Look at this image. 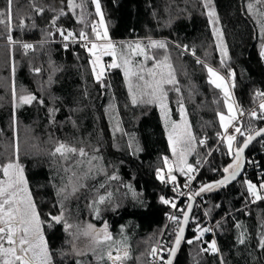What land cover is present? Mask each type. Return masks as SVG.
<instances>
[{
  "label": "trees",
  "instance_id": "16d2710c",
  "mask_svg": "<svg viewBox=\"0 0 264 264\" xmlns=\"http://www.w3.org/2000/svg\"><path fill=\"white\" fill-rule=\"evenodd\" d=\"M74 2L83 7L69 9L68 0H13L11 25L0 24V164L17 158L33 200L49 214L62 212L67 223L107 224L113 239L85 251L69 245L62 223L52 222L51 228L45 224L53 264H111L107 251L125 246L129 252L126 264H151V250L170 210L160 198L173 192L157 179L163 158L170 155L161 109L158 103H147L148 96H141L144 81L139 76L151 80L148 69L157 62L171 65V69L162 65L161 70L166 76L171 71L176 80L164 85L166 102L175 119L183 105L196 138L188 160L193 165L196 158L205 157L198 140L207 136L211 144L215 134L222 132L218 113L226 112L222 92L209 83L205 65L222 73L233 72L231 91L237 111L249 109L256 101V91H264V58L260 56L264 2L212 0L217 19L210 23L204 0H100L109 38L121 48L115 59L121 67H105L100 81L87 49L67 44L71 38L65 41L58 31L65 35L91 32L98 18L95 5L91 0ZM6 6L7 0H0V11ZM38 8L44 11L37 12ZM61 9L66 15H60ZM50 31L55 33L53 43L46 41ZM146 40L163 42L166 47L145 44L148 56L153 57L149 60L133 53L136 75L126 78L124 60L131 57L132 47ZM24 42L32 47L21 49ZM112 59L105 58L108 65ZM13 88L16 96L21 90L37 99L21 105L12 96ZM51 109L58 112L54 120L50 119ZM250 124L261 127L255 118L237 123L242 131ZM14 126L32 128V137L39 143L48 136L78 151L82 148L85 154L70 153L64 160L41 147L15 155ZM244 139L238 133L233 149ZM224 150L228 152V147ZM232 159L233 154H213L201 171L198 188L224 176L223 168ZM173 174L182 175L179 170ZM246 180L261 190L264 136L248 148L244 173L236 182L202 193L207 220L193 211L194 224H189L172 264H264V248L260 247L264 197L253 201ZM70 181L75 187L72 193L67 191ZM101 196L105 197L103 203H99ZM208 223L214 227L216 253L203 251L212 242L209 231L196 238L199 229H208Z\"/></svg>",
  "mask_w": 264,
  "mask_h": 264
},
{
  "label": "snow or ice",
  "instance_id": "6c2138e0",
  "mask_svg": "<svg viewBox=\"0 0 264 264\" xmlns=\"http://www.w3.org/2000/svg\"><path fill=\"white\" fill-rule=\"evenodd\" d=\"M259 2H264V0H259ZM91 3L95 5L96 14L100 17L99 26L93 24L91 26V32L95 36L96 41H106V43L98 44L93 42L89 38V34L85 31L81 30L78 34L73 33L71 31L67 32L65 35L64 32L60 29V34L63 36L65 41L70 38L75 40L78 35L79 41L84 42L82 44L83 47L87 49L89 54L92 56L91 63L93 65V72L96 75L97 81H100L104 74V67L101 63L102 56L109 55L113 57V62L111 63V68L121 67L120 64L116 63V48L115 45L111 42L107 27L105 26L104 15L101 11L100 0H91ZM12 4L13 0H7V6L4 11H0V24H5L6 26L11 25L12 20ZM69 9H75L76 7H83V5H77L74 0H68L67 4ZM204 7L207 9V15L209 17V22L212 23L217 19V14L215 8L212 6V0H205ZM248 9L251 11L253 9V5L248 4ZM37 12L42 13L44 10L42 8L36 9ZM60 15H66V13L61 9ZM57 17L56 19H58ZM83 21V13L81 14V22ZM55 24V19L52 21ZM21 27L23 23L21 22ZM102 29V31H101ZM214 33L219 36L218 30L214 29ZM261 35L264 38V26L261 28ZM11 36H9V40L11 41ZM90 44V47H89ZM25 49L31 48V44L25 43L23 45ZM129 47H131L129 45ZM151 47L153 48H165L166 45L160 41H152ZM132 52L136 55L143 56L144 60L153 59V57L148 56L146 50L141 47L139 43L132 48ZM226 54V52H225ZM260 56L264 58V45L261 46ZM165 61H167V57H165ZM131 61L129 59L124 60L125 77H129L130 75H136L132 69L127 67ZM197 63H201L197 60ZM223 63V61H222ZM166 66L171 69V65H166L163 61L157 62L153 68L148 69V75L152 78L151 80H145L144 76H139L140 80L144 81V91L141 92V96H148L149 99L146 101L147 103H158L161 108V114L165 118L166 124L169 121L168 114V106H167V92L164 89L165 84H175V76L171 71L168 72L167 76L163 71L157 72L155 69L161 68V66ZM97 67L99 71H97ZM209 76V83L213 84L216 88L222 89L225 97V104L228 109V115L224 113H218L220 125L224 130L225 136L223 137L224 141L228 147V154H233V142L236 140L235 135L228 134L230 126H233V122L237 119V113L233 107L232 103H229V99H231V93L228 90V87L225 83V80L222 76H220L217 71H215L212 67L205 65ZM37 72L40 69H36ZM159 77V78H157ZM131 91V84L129 85ZM179 92V89H176ZM260 96H264V93H258ZM13 96L16 97L15 89L13 90ZM35 95H24L20 94L18 96L19 104H31L34 100H36ZM42 103V101H41ZM132 103L136 104L137 99L136 96L133 95ZM261 113H264V103L259 105ZM179 112L181 115V123H177L172 121V129L169 133V143L172 147V152L174 155L177 154V150L179 148V159L177 166L179 167V171L182 174L188 175V181L191 182L195 179L194 176L190 175L195 172V168L192 164L187 163V155L190 154L194 148L192 147L193 143L196 141L195 136L193 135L190 126L187 123L185 118V110L183 105H180ZM243 115V113H240ZM251 116L253 118L264 119V115L258 116L257 112L252 111ZM234 131L239 133L241 136H245V133L241 130L240 127H235ZM251 129H249V132ZM264 134V128H260L256 131V136H260ZM255 139V136L249 134L245 136L243 146L237 147L234 153L233 163L229 164L227 167L223 168V172L226 173L223 179L217 181L215 184H206L200 188V191L195 193V195H199L205 191H211L215 187H219L227 184L231 180H235L237 175L240 172L241 168V160L244 149L248 147V144ZM199 143L203 144L204 141L201 140ZM77 151L76 148L68 147L63 143L58 144L55 148V154H60L61 156H65L66 153H75ZM80 155H84V150L79 149ZM164 163L168 167V181L175 183L176 176L172 175V167L168 165V158H164ZM0 173H2L3 178H0V264H53V254L49 249L48 241L44 235V225L47 224V227H53V223L55 224H63L65 231H67L71 225L68 224L63 217V213L60 215H52L49 214V218L51 222L44 221L41 219L40 213L37 211V206L32 199L31 192L28 188V181L24 176V169L18 163V160H9L7 163L0 165ZM115 178V177H113ZM157 178L161 180V182H165L164 174L162 170H157ZM245 184L247 185V191L257 200L261 199V195L257 189V185L253 184L251 181L246 180ZM130 187V186H129ZM260 189H264V182L260 183ZM176 189L174 188L173 191ZM63 191V190H62ZM59 195V193H58ZM161 201L165 204L171 203L173 208H176V204L171 201L165 199L164 197L160 198ZM191 199V197H190ZM105 200L104 196L100 197L99 203H103ZM188 209L192 208L191 204H188ZM98 214V209H97ZM183 220L180 221L179 218L175 215L169 216V219L177 222L178 224L186 225L189 219V212L182 211ZM88 229L91 230L89 232H85V235H91L93 242L96 244L101 243V241H111L112 235L108 232L107 224L104 225L102 230H95L93 225L89 224ZM209 229L203 228L199 229V235L196 237L197 239L200 236H203L205 232H208ZM101 232L103 235L101 236ZM175 247L170 249V255L175 256L177 249L179 248L182 239L184 238V227H178V230L175 233ZM240 243H244L243 239H240ZM188 243H192L191 240ZM260 247L264 248V238L260 241ZM211 251L212 253H216L218 251L215 240H213L207 249H203V251ZM117 254L113 256L112 252L109 251L107 253L108 260L112 261V264H117V262L121 261L124 258L129 256V252L127 247L125 246L123 255L120 254V249H117ZM152 254L155 255L157 252L156 248H152ZM102 258V257H101ZM79 264V262H78ZM164 264H172V260L169 259L164 262Z\"/></svg>",
  "mask_w": 264,
  "mask_h": 264
},
{
  "label": "built area",
  "instance_id": "2783aa9c",
  "mask_svg": "<svg viewBox=\"0 0 264 264\" xmlns=\"http://www.w3.org/2000/svg\"><path fill=\"white\" fill-rule=\"evenodd\" d=\"M7 41L10 42L9 37L7 38ZM76 44L81 48H85L82 46V44L84 42L79 41L78 37L73 40L70 39L67 44ZM90 47V44H89ZM22 49H24V47H22ZM105 67H108V63L107 61L104 63ZM258 93H264V91L262 89H258L255 93V97H256V101L255 103L247 110L245 111H237V120L233 123V126H230L228 134L231 135H235L237 136L238 133H236L234 131L235 127H238L237 123L242 120V119H251L253 118L251 116V112L255 111L257 112L258 116L264 115V113H261V110L259 108V105L261 103H264V96H260L258 95ZM240 113H243V115H240ZM256 122L259 123L262 126H264V119H259V118H255ZM249 129H251V131L249 132ZM257 130L256 125H248L247 127H245L244 129V133L245 136L249 135V134H253L255 131ZM225 136L224 131L222 132H218L215 134L213 142L210 144V139L207 136H202L199 140H198V145L200 147H203V149L205 150V157L204 158H196L195 163L193 164V167L196 169L195 172L191 173L190 175L194 176L195 179H193L191 182L188 181V175L182 174L180 177H178L177 175L173 174L176 176V181L175 183L169 182L168 181V172L167 171H163L164 174V178H165V182H161L160 179H158L160 181V183H162L165 187H167L169 190H171L173 192L172 195L167 196L165 199L171 201L172 203L176 204V208H173L171 206V203H169L170 205V210L166 213L165 215V221H164V227L162 230V233L160 235L159 240L157 241L156 245L154 246V248L157 249V252L155 255L152 254V258H151V264H164V262L167 259L168 253L171 249V246L173 244V241L175 239V233L178 230V227L181 226V224H178L177 222H174L172 220L169 219V216L175 215L179 218L180 221H182L183 219V215H182V211H185L189 198L193 196L194 192L198 189V186L200 184V175H201V171L203 169V167L205 166L207 160L213 155V154H224V155H228V152L226 150H224L227 147L226 142L224 141L223 137ZM203 140L204 143L201 144L199 143V141ZM176 189L175 191H173V189ZM203 193V192H202ZM202 193H200L199 195H197L195 197V201H194V209L193 211H197L200 215H202L206 220H207V216H206V212L204 209V203H205V198L202 195ZM261 197H264V191L261 189L259 191ZM251 199L253 201L257 200L255 197L251 196ZM193 213V212H192ZM190 224H194V221L192 219V215L190 218ZM213 224L212 223H208V229L210 234L212 235V241L215 240L214 239V235H213Z\"/></svg>",
  "mask_w": 264,
  "mask_h": 264
},
{
  "label": "rangeland",
  "instance_id": "374dc122",
  "mask_svg": "<svg viewBox=\"0 0 264 264\" xmlns=\"http://www.w3.org/2000/svg\"><path fill=\"white\" fill-rule=\"evenodd\" d=\"M204 3H205V0H204ZM207 11V9H206ZM99 20H100V17L98 16V18L95 20V24L97 26H99ZM105 21V26H107V21L104 19ZM213 28L215 29V25L213 23ZM102 31V29H101ZM89 34V38L90 40H92L93 42H96L98 44H102V43H106V41H96L95 40V36L92 34V32L88 33ZM111 40V39H110ZM47 42L49 41L50 43H53L54 41H56V37H55V33L54 31H50L49 33V37H48V40H46ZM153 40H146L144 42L143 45H141V47L144 48V45L147 44V43H151ZM111 42L115 45V48H116V58H118L119 54L121 53V48H118L117 46L119 45L117 42L111 40ZM7 43H9L10 45L13 44V41L11 40L10 42L7 41ZM22 44V43H21ZM25 44V42L23 43ZM22 47V46H21ZM135 47V46H134ZM133 48V47H132ZM22 49V48H21ZM109 55H104L102 56V59H101V63L103 64V67L105 69V66H104V62L106 61L105 58L108 57ZM137 56V55H136ZM111 58H113L112 56H110ZM115 58V59H116ZM92 56L90 55V63H91V60H92ZM131 63L129 65H127V67H129L130 69H132L133 71V52L131 50V57L128 58ZM113 62V59L110 61V65L111 63ZM92 64V63H91ZM166 64V62H165ZM109 65V67H110ZM167 65V64H166ZM211 67V66H210ZM163 68V66L161 68H158L159 71H161ZM215 71H217V73L222 76L225 80V83L228 87V90L229 92L231 93V99H229V103H232L233 104V107L237 113V109H236V106L234 104V101H233V98H232V86H233V72L231 70H228L224 73L218 71L216 68L212 67ZM92 69H93V65H92ZM97 71H99V68L97 67ZM105 72V71H104ZM96 76V75H95ZM104 76V74H103ZM102 76V77H103ZM130 79L133 77L132 75L129 76ZM209 77V76H208ZM14 89V88H13ZM221 92H222V95L224 97V93H223V90L220 89ZM20 91V94H24V95H29L28 93H26L25 91ZM19 94V95H20ZM18 95V96H19ZM12 96H13V92H12ZM18 96H16L17 98H15L14 100H18ZM14 97V96H13ZM224 102H225V97H224ZM225 108H226V112L224 113L225 115H228V109H227V106L225 104ZM161 109V108H160ZM57 111H54L51 109V112H50V119L51 120H54L57 116ZM168 114H169V121L168 123L166 124L165 122V118L162 116L161 114V117H162V120H163V124L165 126V130H166V134H167V138H168V142H169V133L172 129V121H175L177 123H181V115H179V118L175 119L172 114H171V111H170V108L168 107ZM186 120H187V123H188V119H187V116H185ZM237 120V119H236ZM235 120V121H236ZM234 121V122H235ZM233 122V123H234ZM189 125V124H188ZM222 128V127H221ZM222 131L223 128H222ZM32 135H35V132L32 128L30 129H25V128H19V127H15L13 128V137H14V151H15V155L17 153H27V152H30V150H33V149H40L41 147H45L47 148L49 151H51L52 153L55 152V148L58 146V144L60 143H63L65 144L66 146L68 147H71L69 146L68 143H64V142H60L58 139H52L50 137H46L45 139L44 138H40V142L39 143L36 139H34L32 137ZM58 138V137H57ZM169 147H170V155L167 157L168 158V165H170L173 169L172 173L175 171V170H179V167L177 166L178 164V159H179V148L177 150V154L174 155L173 152H172V147L169 143ZM76 153H80L78 150L76 151ZM58 154V153H57ZM55 154V155H57ZM60 155V154H59ZM70 153H66L65 156H61V158H63L64 160L66 159V156H69ZM10 160H14L16 161L17 158H11ZM189 160V154L187 155V163L190 164L188 162ZM9 161V160H8ZM8 161H6L5 163H7ZM5 163H1L0 165L2 164H5ZM163 167L160 169L162 171H167L168 172V167L165 165L164 163V158H163ZM25 176V175H24ZM0 178H3L2 176V173H0ZM74 185L72 184V182L70 181L69 182V185L67 187V191L68 193H72V190H73ZM258 189V187H257ZM259 191V189H258ZM33 199V197H32ZM35 202V201H34ZM36 206H37V211L40 213V216H41V219L44 220V221H48V222H51L50 221V218H49V212L48 210H45V209H42L39 207V205L35 202ZM42 210H44L42 212ZM68 224L71 225V227L66 231L67 232V236H68V239H69V245L74 248L75 250L77 251H80V250H87L91 245L95 246L96 243L93 242V239H92V236L91 235H85L84 233L85 232H89L91 230L88 229V225L90 223H87V222H79V223H72V222H68ZM92 225V224H91ZM104 225L103 224L102 226L100 227H94L95 230H102L104 228ZM103 235V233L101 232V236ZM102 242V241H101ZM117 249H120V254L121 256L123 255V251H124V248H110L107 253L109 251L112 252L113 256H115L117 254ZM128 250V249H127ZM125 259H122L121 261L117 262V264H126L125 263ZM110 261V260H109ZM110 263L112 264V261H110Z\"/></svg>",
  "mask_w": 264,
  "mask_h": 264
},
{
  "label": "water",
  "instance_id": "95a60500",
  "mask_svg": "<svg viewBox=\"0 0 264 264\" xmlns=\"http://www.w3.org/2000/svg\"><path fill=\"white\" fill-rule=\"evenodd\" d=\"M260 128H264V126H262V127H260ZM260 128H259V129H260ZM259 129H257L256 131H258ZM256 131L252 134L253 136H255V139L252 140V141L248 144V147H247V148L244 149V152H243V154H242V160H241V168H240V172H239V174L237 175L236 179H235V180H231V181H229L227 184L222 185V186L230 185V184L236 182V181H237V180L243 175V173H244V169H245V166H246V152H247L248 148L252 145V143H253L255 140H257V139H259L260 137L264 136V134H262V135H260V136H256ZM243 142H244V141H243ZM243 142H242V144H241L239 147H242V146H243ZM235 150H236V148L233 149V159H234V153H235ZM233 159H232L231 163H233ZM231 163H230V164H231ZM225 175H227V174H225ZM225 175H224V176H225ZM224 176H222V177H220L219 179H216V180H214V181H210V182H207V183L202 184V185H201V186H200V187L194 192V194H193V196L191 197V199L189 198L188 204H191V205H192V208L189 210L188 207H186V209H185V211H188V212H189V219H188V223H187L186 225L181 224V226L184 227V238L182 239V241L185 239V237H186V235H187L188 228H189L190 218H191V215H192V212H193V209H194V201H195V197L197 196V195H195V193L199 192V191H200V188H201L202 186H204V185H206V184H215L217 181L223 179ZM188 204H187V206H188ZM182 220H183V219H182ZM175 239H176V236H175ZM175 239H174V241H173V244H172L171 248L175 247ZM182 241H181V242H182ZM179 247H180V246H179ZM178 249H179V248H178ZM178 249H177V250H178ZM176 252H177V251H176ZM174 257H175V256H171V255H170V251H169L166 261L169 260V259H171L172 262H173Z\"/></svg>",
  "mask_w": 264,
  "mask_h": 264
}]
</instances>
